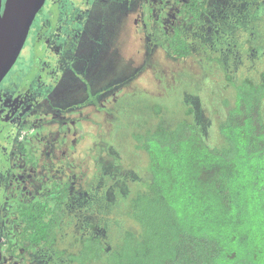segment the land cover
<instances>
[{
  "label": "rangeland",
  "instance_id": "374dc122",
  "mask_svg": "<svg viewBox=\"0 0 264 264\" xmlns=\"http://www.w3.org/2000/svg\"><path fill=\"white\" fill-rule=\"evenodd\" d=\"M109 1L105 0V3ZM77 2L82 3V0ZM114 2L120 14L108 7L107 13L112 11L111 16H106L102 21L99 13L96 14L91 7L94 12L93 20H85L79 29L80 33L83 31L85 37L89 38L70 65L80 78L87 77L91 80L84 79L81 83L78 79H71V82L70 73L65 71L63 85L55 92L57 98L67 100L55 101L56 105L53 107L57 112L52 113L53 119L58 121L59 131L67 132L72 138L73 154L68 158V162H72L70 165L65 164L66 167L64 164H49L50 166L40 170L23 162L24 167L20 162L22 171L7 179L9 186L18 185L15 192L10 190L12 196L20 191L19 194L25 197H47L50 188L44 183H49L51 178H57L59 184L67 185V219L61 235L62 245L73 242L76 237L93 235L98 232L96 226L99 223L106 248L109 249L129 223L122 201L107 205L125 196L121 182L128 170L136 168L135 159L130 154V128L127 124L145 125V121L151 117L150 111L146 112V109H151L154 101L163 107L165 117L171 118L167 107H178L176 100L169 101L168 98L169 92L176 89L173 90L172 85L169 88V82L166 85L158 84L157 72L162 70L167 80L172 77L184 79L186 86L182 88L183 94L179 101L193 109V119L208 142H212L216 133L214 111L221 98L230 94L229 87L224 84L225 76L238 79L247 75L254 76L258 71L264 70V0H212L207 13L195 24H188L180 13V5L185 0ZM124 4L133 6V9L127 10ZM55 8L59 12L68 9L70 13L76 14L75 17L79 16L71 0H51L45 9L49 12ZM39 16L36 23L40 22ZM98 19L102 21L100 24H97ZM92 22L95 23L93 27ZM71 23L73 29L78 30V19ZM87 24L90 25L89 30ZM49 25L47 24V28L51 29ZM98 25L101 26V33L99 29H95ZM171 27L182 29L191 47L192 55L188 58L176 59L162 48L164 33ZM62 29L57 28L53 39L47 41L44 52L54 57L56 62L65 53L66 35ZM41 40L42 37L36 34L28 37L16 65L0 84V91L5 90L11 79L20 74L21 69L25 73L31 59L33 60L35 43ZM83 54L88 56L82 57ZM20 84L21 80L16 87H23ZM160 86L163 87L162 91L159 90ZM98 94L104 100L97 102L100 108L93 104L99 100ZM87 104H91L90 113L88 110L85 112L87 118L88 115L94 116V111L98 117L96 125L91 122L87 124L88 120L86 121L89 140H86L88 148L82 153L77 149L80 146L77 143L83 141L84 124L69 114L73 110V114L78 116L79 110ZM103 107H111L114 111L121 107V112L116 114V119ZM124 118L127 122L122 125ZM116 120L117 127L114 128L112 124ZM39 123L40 121L35 125ZM44 125L54 124L48 120ZM30 133L26 132V135ZM90 186L88 193L87 188ZM101 211L105 215L101 216ZM8 223L10 222H5ZM107 227L109 229L105 230ZM16 228L13 229L14 232L6 228V231L2 230L0 264H66L63 258H55L50 250L25 249L24 245L20 246Z\"/></svg>",
  "mask_w": 264,
  "mask_h": 264
},
{
  "label": "trees",
  "instance_id": "16d2710c",
  "mask_svg": "<svg viewBox=\"0 0 264 264\" xmlns=\"http://www.w3.org/2000/svg\"><path fill=\"white\" fill-rule=\"evenodd\" d=\"M211 1L185 0L180 13L195 24ZM162 48L176 59L192 55L178 27L166 30ZM156 76L176 89L168 98L178 107H167L169 118L154 101L145 125L127 124L136 168L121 182L125 196L107 204L122 201L129 218L118 240L107 249L97 223L98 232L62 245L68 189L57 181L47 197L17 202L20 246L50 250L66 264H264V70L225 76L230 94L214 111L212 142L179 101L184 79L167 80L162 70ZM120 108L103 107L116 119Z\"/></svg>",
  "mask_w": 264,
  "mask_h": 264
},
{
  "label": "flooded vegetation",
  "instance_id": "af4514ba",
  "mask_svg": "<svg viewBox=\"0 0 264 264\" xmlns=\"http://www.w3.org/2000/svg\"><path fill=\"white\" fill-rule=\"evenodd\" d=\"M0 1V13H2L6 0ZM50 1L51 0H46L42 8L36 14L24 46L21 50L22 53L30 35L36 34V36L42 37L41 42H36L33 48V60L31 59L27 70H25V73L23 69H21L20 74L12 78L11 81L9 79L10 82L8 83V86L5 88V90L0 91L1 236L3 235L2 230H5L4 228L7 230L10 229L11 232H14L13 229L16 227L17 230L19 229L15 213L17 202L22 200H31L35 197L22 196L19 194L20 191H18V194L16 195H11V191L15 192L18 185L16 184L14 187L9 186L7 184V179H9L11 175L22 171L21 163L25 162L30 166L32 165L33 167H38L40 170L41 168L50 166L49 164H54V166H57V164H64L65 166V164L70 165V162H72H68L69 156L71 157L73 154L72 138L67 132H61V130L59 131L58 121L53 119L52 112H57V109H54L53 107L56 105L55 101H67L57 98V95L55 94L60 85H63L62 81L65 71L70 73V81L71 79L72 81H74V79H78L82 83V81L84 82V79L87 81L91 80L87 77L80 78V76L77 75L78 72L73 70L70 65L76 53L81 48H83V44L87 42L86 39L89 38L88 36L85 37L83 31L80 33L79 29L82 28V22L85 20H93V9L96 11V14L99 13V17L102 18V21L105 20L106 16H111L110 13L112 11H108L107 13L108 7L114 8L113 11L120 14V11L116 7L114 0L113 3H110L112 0H110L109 3H105V0H82V3H78L77 0H71L79 12V16L77 17H75L76 14L70 13L68 9H64L63 11L59 12L58 9L55 8L53 11L47 12L46 9ZM124 5L127 6V10L133 9V6H130L129 4ZM91 7L93 9H91ZM42 9L43 12L40 15ZM38 16L40 17V22L36 23ZM77 19L80 24L76 26L78 30H75V28L73 29L71 21H76ZM97 22V24L101 23L99 19ZM47 24H50L49 26L52 28H47ZM94 24L95 23L92 22L91 26L93 27ZM86 27L88 28L87 30H89L90 25L87 24ZM57 28H63L66 35V38L64 39L65 53L61 52L62 54L58 57V62H56L54 57L44 54L46 50V43L48 40L53 39V35ZM95 29H99L101 33L100 25L96 26ZM71 35L73 36L69 40ZM83 56L88 55L83 54L82 57ZM16 62L14 65H16ZM12 68L10 70H12ZM6 76L0 82V84L4 82ZM19 80H21L20 85L23 87H16V84ZM25 86L26 88H24ZM1 89L2 88H0V90ZM86 89L85 91L88 93ZM98 96L99 100L95 101L96 103H93L96 105V107L99 106L97 105V102L104 101L101 100V94H98ZM90 105L91 104H87L86 106H83L82 109L79 110L78 116L77 114H73V110L69 114V116H72V118L75 116L74 118L78 119L81 124H84L83 126L85 129L82 127L84 130L83 141L81 143H77L80 145L77 149L81 150L82 153H84L88 148V143H86V140H89V135L86 131L87 124L91 122L93 125H96L97 123L96 118L98 115L95 114V111L94 116L88 115L87 118L85 115L87 110L90 113ZM55 107L57 108V106ZM37 120L40 121V123L35 125V123H38ZM48 120L54 125L45 126L44 122H47ZM87 120L88 123L86 124ZM30 131H33V133H30ZM26 132L30 134L26 135ZM49 147L51 148L49 149ZM23 166L25 167L24 163ZM57 181H59L57 178H51L49 183H44V185L51 188L53 182ZM6 221L10 223L5 224Z\"/></svg>",
  "mask_w": 264,
  "mask_h": 264
},
{
  "label": "water",
  "instance_id": "95a60500",
  "mask_svg": "<svg viewBox=\"0 0 264 264\" xmlns=\"http://www.w3.org/2000/svg\"><path fill=\"white\" fill-rule=\"evenodd\" d=\"M45 1H5L0 13V82L17 61L33 20Z\"/></svg>",
  "mask_w": 264,
  "mask_h": 264
}]
</instances>
